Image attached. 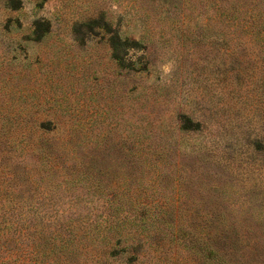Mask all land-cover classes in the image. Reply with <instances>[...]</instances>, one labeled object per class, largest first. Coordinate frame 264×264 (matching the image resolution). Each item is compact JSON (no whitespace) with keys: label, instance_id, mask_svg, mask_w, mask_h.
Returning <instances> with one entry per match:
<instances>
[{"label":"rangeland","instance_id":"1","mask_svg":"<svg viewBox=\"0 0 264 264\" xmlns=\"http://www.w3.org/2000/svg\"><path fill=\"white\" fill-rule=\"evenodd\" d=\"M0 264H264V0H0Z\"/></svg>","mask_w":264,"mask_h":264}]
</instances>
